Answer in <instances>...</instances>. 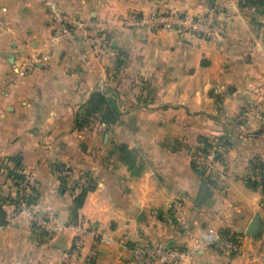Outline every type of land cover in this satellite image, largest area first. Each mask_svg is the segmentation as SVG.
<instances>
[{
    "label": "crops",
    "instance_id": "crops-1",
    "mask_svg": "<svg viewBox=\"0 0 264 264\" xmlns=\"http://www.w3.org/2000/svg\"><path fill=\"white\" fill-rule=\"evenodd\" d=\"M52 1L101 25L106 45L93 46L81 34L56 44L44 61L47 0H0V264H61L75 246L78 264H154L131 248L142 237L184 247L188 232L170 206L175 199L185 201L191 232L222 243L223 230L238 235L237 250L218 241L187 264H263L264 195L245 180L251 160L264 163V7L234 6L207 37L110 21L168 10L200 16L224 0ZM94 92L109 102L85 116ZM111 106L118 114L107 122ZM202 137L231 141L208 182L192 166L202 158ZM21 166L38 173L29 204L53 212L51 238L26 217L7 220ZM64 166L95 185L74 214L80 190L61 176ZM255 216L259 228L247 234Z\"/></svg>",
    "mask_w": 264,
    "mask_h": 264
},
{
    "label": "built area",
    "instance_id": "built-area-1",
    "mask_svg": "<svg viewBox=\"0 0 264 264\" xmlns=\"http://www.w3.org/2000/svg\"><path fill=\"white\" fill-rule=\"evenodd\" d=\"M246 0H224L216 2L211 5L206 13L200 16H191L184 14L178 10L168 11H152L150 13L138 14H120L111 18V23L121 24L128 28H144L149 30H165L175 31L181 34H199L207 37L215 35V22L218 17L223 19L234 6L244 4ZM47 5L50 11V39L44 43L43 51L40 53L42 60L49 61L53 54V48L56 44L63 41L74 43L79 35H83L88 39L91 45L102 48L106 45V34L101 25L91 19L77 18L69 13L64 12L59 5L47 0ZM35 57V55H33ZM23 74V72H21ZM218 143H215L206 157L199 159V167L205 172V175H210L215 171L214 160L216 159L215 152L219 150ZM60 174L65 178L72 188L81 190L82 187L89 185V177L85 172H78L69 166L60 168ZM20 175L16 188L17 195L12 204L7 220H13L18 216H23L29 219L33 229L39 235L46 238H51L55 231L52 221L54 214L51 211H41L32 207L29 204V199L35 190L39 188V178L37 171L32 167L21 166L17 169ZM171 208L174 216L179 221L182 229H188V222L186 217V205L183 199H175L171 203ZM80 232L84 233L86 227L84 221H80ZM96 235H99L97 230L93 229ZM101 239L105 240L102 234ZM220 242L228 249L237 250L238 245L229 241H222L215 239L210 235L204 233L195 234L188 232V239L183 248L169 247L163 243H157L149 237H142L131 251L136 258L153 262L154 264H187V257L194 252L201 249L203 246ZM261 260L264 264V255ZM79 263V248L75 246L62 254L61 264H78Z\"/></svg>",
    "mask_w": 264,
    "mask_h": 264
},
{
    "label": "trees",
    "instance_id": "trees-1",
    "mask_svg": "<svg viewBox=\"0 0 264 264\" xmlns=\"http://www.w3.org/2000/svg\"><path fill=\"white\" fill-rule=\"evenodd\" d=\"M247 4L251 5V6H263L264 7V0H246V2L244 4H241V6H246ZM120 66V65H119ZM109 100L106 98V96L101 93V92H94L89 100V104L87 105V107L85 108V112L84 115L85 116H89L94 112H97L98 110L101 109V107L103 106V104H108ZM117 114H118V110L116 107L111 106L110 108H106V111L104 113V117L103 120L110 122L113 121L117 118ZM221 139H217L215 141H218V145L220 146H225L224 144H231V141L229 139L226 140H221V144L219 143ZM215 147V142H213L212 140H210L208 137H202L201 140V147L199 148L201 150V152L203 153L202 158L206 157L208 155L209 150L212 147ZM123 155H125V150L123 151ZM217 158V157H216ZM199 161V159H198ZM198 161L196 162V160L192 161V166L194 167V169L203 177V179H205L206 182H208V179L210 178V175H205V172L199 167ZM251 164V174H249L246 178V183L250 188L253 189H257V188H261V191L263 192L264 195V173L261 174V177L258 179L255 175V171L257 169H262L264 167V163L262 160H251L250 161ZM16 180L20 179V175L16 172ZM95 187L93 180L91 178H89V185L88 186H84L81 188L80 192L77 194V196L75 197L74 201H73V214L76 213L83 205L85 198L87 196V194L93 190ZM0 217L1 219L4 221L5 219V213L0 210ZM221 235L224 237L223 240H228V241H232L237 243L238 241V235L236 233H231L228 230H223V232L221 233Z\"/></svg>",
    "mask_w": 264,
    "mask_h": 264
},
{
    "label": "rangeland",
    "instance_id": "rangeland-1",
    "mask_svg": "<svg viewBox=\"0 0 264 264\" xmlns=\"http://www.w3.org/2000/svg\"><path fill=\"white\" fill-rule=\"evenodd\" d=\"M216 138H218V137H213L210 140H212L215 143H218V141H215ZM219 143L221 144V140L219 141ZM224 154H225V151L223 150V147L222 146H219L218 152H215V156L218 155L217 158L214 160V164H215V167L216 168L222 164V159L224 157ZM227 159H229L228 156H227ZM262 159H264V157ZM255 161H256V159H255ZM216 168H215V171L217 170ZM255 172H256L255 173L256 174L255 176L259 179L261 177V174L264 173V167L262 169H257ZM249 174H251V171H249ZM188 227L189 228L185 230L187 232L191 231V228H190L189 224H188Z\"/></svg>",
    "mask_w": 264,
    "mask_h": 264
},
{
    "label": "water",
    "instance_id": "water-1",
    "mask_svg": "<svg viewBox=\"0 0 264 264\" xmlns=\"http://www.w3.org/2000/svg\"><path fill=\"white\" fill-rule=\"evenodd\" d=\"M206 186H207L206 184H203L202 186L199 199H198V203H200L206 195ZM259 225H260L259 217L255 216L247 229V234L256 233L259 228Z\"/></svg>",
    "mask_w": 264,
    "mask_h": 264
}]
</instances>
